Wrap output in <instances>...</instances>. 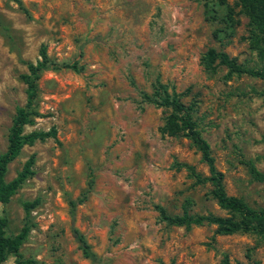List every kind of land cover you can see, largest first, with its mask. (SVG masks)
<instances>
[{
  "label": "rangeland",
  "instance_id": "374dc122",
  "mask_svg": "<svg viewBox=\"0 0 264 264\" xmlns=\"http://www.w3.org/2000/svg\"><path fill=\"white\" fill-rule=\"evenodd\" d=\"M202 2L0 0V154L14 109L24 104L19 76L38 58V48L79 69L42 74L39 117L23 132L52 128L56 140L23 146L6 167L8 182L33 157L32 175L0 205L6 234L15 235L21 203L39 200L19 261L89 264L70 237L67 200L86 188L90 173L92 186L75 209L74 227L97 264H264V238L217 235L212 225L174 226L154 208L167 216H225L209 184L191 173L208 176L194 146L159 132L167 111L143 99L158 78L192 107L226 195L264 209V181L253 173L264 172V81L228 75L222 66L208 73L199 64L213 48L245 69L264 71V44L246 18L226 28L223 7L210 18Z\"/></svg>",
  "mask_w": 264,
  "mask_h": 264
},
{
  "label": "trees",
  "instance_id": "16d2710c",
  "mask_svg": "<svg viewBox=\"0 0 264 264\" xmlns=\"http://www.w3.org/2000/svg\"><path fill=\"white\" fill-rule=\"evenodd\" d=\"M203 9L210 18L215 8L224 9L226 28H232L237 23V17L243 16L247 19V25L256 41L264 44V0H235L233 6L228 0H203ZM237 11H235V9ZM38 58L32 63H26V73L19 76L24 85V104L14 109L10 126L6 134V147L0 154V205L5 206L18 188L32 175L33 157H28L19 172L8 182L4 181L7 165L20 153L23 146H31L35 142H43L47 139L56 140V133L51 128L47 131H33L24 133V127L33 123L39 117L36 111L38 97V82L45 72L58 69H67L78 72L75 63H55L46 54L45 47L41 45L37 51ZM199 64L205 72L212 73L216 66H222L227 74H246L257 77L264 81V71L245 69L230 58L226 53L213 48L207 49L200 57ZM183 94L175 93L173 90L167 92L166 88L154 79L151 96H144L148 103L162 108L167 114L162 120L159 132L170 137H181L188 139L199 153L200 161L206 166L208 176L199 177L195 175L197 183L207 182L210 186V195L216 205L225 212V216L211 214L190 216L183 212L180 216H167L163 209L155 206L161 220L174 226L188 228L190 225H212L217 235H230L237 232H250L264 238V209L255 210L248 207L241 200L227 196L222 184L221 173L215 170L213 159L205 140L201 137L196 123L193 119V110L190 105L181 101ZM191 170V169H190ZM255 177L264 181V172H254ZM86 188L74 199L67 200L69 216V233L76 249L83 259L89 264H97L98 259L91 250L84 236L74 227V212L78 205L82 204L92 186V175L86 176ZM39 204V200L24 201L21 203L23 212L22 225L15 235L6 234V220L0 215V264L9 256L16 258V264H27L28 261H19V248L25 241L31 229L30 212ZM222 264H227L223 262Z\"/></svg>",
  "mask_w": 264,
  "mask_h": 264
}]
</instances>
